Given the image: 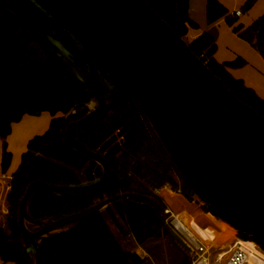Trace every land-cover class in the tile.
<instances>
[{"label":"water","instance_id":"water-1","mask_svg":"<svg viewBox=\"0 0 264 264\" xmlns=\"http://www.w3.org/2000/svg\"><path fill=\"white\" fill-rule=\"evenodd\" d=\"M24 32L59 57L90 90L97 106L65 130L68 145L102 167L80 184L31 182L21 200L19 225L31 264L40 247L63 227L112 206L120 193L56 221L35 220L30 205L40 191L97 199L117 179L104 155L85 147L73 130L136 98L183 177L206 210L264 247V117L238 99L189 42L177 35L146 0H0ZM207 32L218 37L216 26ZM152 207L172 245L189 264V248Z\"/></svg>","mask_w":264,"mask_h":264},{"label":"trees","instance_id":"trees-1","mask_svg":"<svg viewBox=\"0 0 264 264\" xmlns=\"http://www.w3.org/2000/svg\"><path fill=\"white\" fill-rule=\"evenodd\" d=\"M254 1L248 0L246 9ZM146 2L180 37L186 38L190 28L198 27L191 17L190 0ZM222 18L264 57V14L244 26L236 24L235 16L220 0H207V23L212 25ZM189 46L238 99L264 117V98L229 71L243 66L244 59L217 61L216 39L207 31L189 41ZM92 99L93 93L70 68L36 37L24 32L14 15L0 5V138L4 171L12 159L7 137L13 123L25 114L48 111L52 115L49 128L29 140L12 175L6 227H0V258L4 263L31 264L19 225L20 203L31 182L43 179L51 184H80L102 175V167L73 150L65 137L68 124L89 112L87 103ZM73 136L88 149L104 155L117 173L116 181L99 199L125 192L139 196L120 197L104 211L63 227L57 235L45 239L39 251L40 264H145L140 254L122 247L108 218L120 230L127 231L126 236H131L137 246H144L167 233L142 195L156 200L166 219V204L155 188L168 183L185 195H197L196 192L169 156L136 98L110 109L96 121L76 127ZM174 174L181 183L174 180ZM94 203V199L66 198L40 191L32 199L30 214L35 220L56 221ZM239 235L249 238L243 232ZM181 264L188 263L184 259Z\"/></svg>","mask_w":264,"mask_h":264},{"label":"crops","instance_id":"crops-1","mask_svg":"<svg viewBox=\"0 0 264 264\" xmlns=\"http://www.w3.org/2000/svg\"><path fill=\"white\" fill-rule=\"evenodd\" d=\"M247 1L220 0L231 14L238 9L242 10L240 16H235V20L236 24L242 23L244 26L250 25L259 16L264 14V0H255L246 9ZM191 9L190 0V13ZM212 26H216L218 30V37L216 38L217 49L214 54L217 61H233L238 57L244 59L246 63L241 67L229 68L230 73L234 77L242 79L246 86L254 89L260 97L264 98V57L250 42L242 39L224 18L212 25L207 23V28L205 29L201 27L190 28L188 36L190 33L192 35L189 41L207 31ZM51 119L52 115L48 111H44L40 115L25 114L20 121L13 123L12 131L7 137V146L8 150L12 153V159L10 166L5 171L2 168L3 139L0 138V227H6L9 208L7 195L11 189L12 175L20 165L22 154L27 150L29 140L35 135L44 133L49 128ZM3 175L6 177H2ZM213 241L216 242L217 239ZM0 264L14 263H4L0 258Z\"/></svg>","mask_w":264,"mask_h":264},{"label":"rangeland","instance_id":"rangeland-1","mask_svg":"<svg viewBox=\"0 0 264 264\" xmlns=\"http://www.w3.org/2000/svg\"><path fill=\"white\" fill-rule=\"evenodd\" d=\"M191 8V17L197 22V28H207L206 0H191ZM191 35L192 33H190L189 36L187 35V37L185 38L188 42L190 40ZM174 180L181 183L177 174H174ZM185 190L187 189L185 188ZM169 193L180 195L187 201L188 205H183L182 208H177V203L174 199H171L169 197ZM169 193H163L162 198H164L165 204L175 208L178 211L179 216L190 227L193 233H195L204 243H206L213 250L218 248L220 245H225L231 240H234L236 236H239L238 230H236L231 225L225 223L220 218L214 217L212 214L214 222L216 224L221 223L227 225L231 234L228 237V240H224L222 242L212 241L217 238L216 236L218 235V233L215 231L217 230V228L212 225V222L210 223V221H206V219L204 218V214L209 213L206 210V204L204 203V201L198 195L192 194L191 196L190 194L189 196L185 195L184 192ZM98 200L100 199H95V202H97ZM198 220H202L201 223H204V221H206V225L204 224V226L201 228V225L198 224ZM108 222L110 224L111 229L116 234L117 239L122 245V247L125 250H132L140 254L145 259V264H181L183 262V255L172 245L168 236L148 241L144 246H137L135 240H133L131 236H126L125 232L127 231L120 230L110 218H108ZM212 235L214 237H211Z\"/></svg>","mask_w":264,"mask_h":264},{"label":"built area","instance_id":"built-area-1","mask_svg":"<svg viewBox=\"0 0 264 264\" xmlns=\"http://www.w3.org/2000/svg\"><path fill=\"white\" fill-rule=\"evenodd\" d=\"M242 10L238 9L232 15L240 16ZM97 101L92 99L87 103L88 111L94 110ZM2 177H6L3 175ZM154 192L163 197V193H173L170 184L155 188ZM164 200V198H162ZM166 223L181 237L189 248V264H264V247L250 237L236 236L231 243L220 245L216 249L204 243L179 216L178 211L166 205L164 209Z\"/></svg>","mask_w":264,"mask_h":264},{"label":"bare ground","instance_id":"bare-ground-1","mask_svg":"<svg viewBox=\"0 0 264 264\" xmlns=\"http://www.w3.org/2000/svg\"><path fill=\"white\" fill-rule=\"evenodd\" d=\"M168 195H169V197L171 199L175 200V202L177 203L176 204L177 208H182L183 205H185V206L188 205L187 201L183 197H181L180 195H178V194L177 195L176 194H170V193ZM204 218L206 219V221L208 220V221H210V223L212 222V225H214L217 228V230H215V231L218 233V235L216 236L217 237L216 239H217L218 242H222L224 240H228V237L231 234H230V231H229V228H228L227 225L221 224V223L220 224H216L214 222V220H213V216H212L211 213L204 214ZM201 221L202 220H198V224H200L201 228H202L204 226V224L206 225V221L203 220L204 223L203 222L201 223ZM197 226H199V225H197ZM211 237H214V236L212 235Z\"/></svg>","mask_w":264,"mask_h":264}]
</instances>
